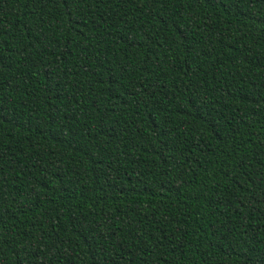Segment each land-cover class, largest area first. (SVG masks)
I'll use <instances>...</instances> for the list:
<instances>
[{
    "label": "trees",
    "instance_id": "1",
    "mask_svg": "<svg viewBox=\"0 0 264 264\" xmlns=\"http://www.w3.org/2000/svg\"><path fill=\"white\" fill-rule=\"evenodd\" d=\"M0 264H264V0H0Z\"/></svg>",
    "mask_w": 264,
    "mask_h": 264
}]
</instances>
